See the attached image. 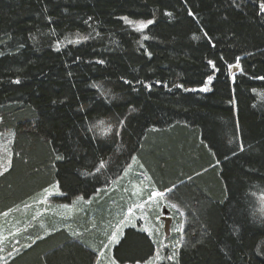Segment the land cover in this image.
<instances>
[{"label":"trees","instance_id":"obj_1","mask_svg":"<svg viewBox=\"0 0 264 264\" xmlns=\"http://www.w3.org/2000/svg\"><path fill=\"white\" fill-rule=\"evenodd\" d=\"M262 6L0 0V133L11 137L0 215L59 190L53 218L12 217L34 227L0 264L151 261L148 234L119 227L126 194L84 204L113 191L133 158L183 214L178 256L158 264H264Z\"/></svg>","mask_w":264,"mask_h":264},{"label":"rangeland","instance_id":"obj_2","mask_svg":"<svg viewBox=\"0 0 264 264\" xmlns=\"http://www.w3.org/2000/svg\"><path fill=\"white\" fill-rule=\"evenodd\" d=\"M236 68L230 69L231 75H233ZM182 136H175L176 140H180ZM10 144L11 137L0 133V175L3 174L9 167L10 163ZM171 158H175L171 155ZM143 159L145 162H149V169L156 173L154 165V157L147 150L143 153ZM152 161V162H151ZM172 160L171 163H173ZM147 167L142 162H138L137 158L131 160L130 165L125 169L123 174L113 182V191L101 194L96 201H90L86 204L89 211H92L94 206L103 204L110 195L126 194L127 200L124 202L126 207H131L122 217L119 227H133L139 230L145 231L152 239L156 246V254L153 259L144 264H158L167 260L166 257L171 255L177 241H182V231H174L175 228L183 226L182 215L178 212L177 208H172L169 201L166 198V192H162L163 196H153V192L159 193L155 183L151 180L152 174L146 169ZM156 176V175H155ZM154 177V176H153ZM152 181V182H151ZM124 189V192L121 191ZM100 191H98L99 193ZM97 193V194H98ZM59 190L57 185H54L48 190H44L39 193L32 201L23 205L18 211L7 212L0 215V257L5 260L7 257L14 255L18 252L21 237H25L30 230H33V222L37 224L43 223V221L53 218L54 214L48 211L47 207L50 205L51 198H57ZM103 195V197H102ZM149 197H152L149 199ZM96 198V197H95ZM94 199V198H93ZM78 202L83 201L81 199H75ZM93 202V203H92ZM78 203H73L70 210H74V206ZM90 206V207H89ZM33 214L31 218L32 223H28L27 226L21 227L13 224L14 216L24 215L23 218ZM26 214V215H25ZM42 221V222H41ZM181 223V224H180ZM36 226V225H35ZM39 226V225H37ZM119 227L115 228V233L120 232ZM120 236L117 234L116 240L109 241L106 245L108 250L111 246L117 243ZM13 247V248H12ZM4 250V255L1 256V251ZM16 250V251H14ZM7 253V254H6ZM11 253V255H9ZM159 257V258H158ZM1 260V262L3 261ZM111 264H114L110 259Z\"/></svg>","mask_w":264,"mask_h":264},{"label":"snow or ice","instance_id":"obj_3","mask_svg":"<svg viewBox=\"0 0 264 264\" xmlns=\"http://www.w3.org/2000/svg\"><path fill=\"white\" fill-rule=\"evenodd\" d=\"M261 10L262 11H264V6H262V8H261ZM189 15H193V13H191V12H189ZM148 23H152V21H148ZM141 27H143V25H141ZM237 59H239V58H237ZM101 63H102V61H101ZM209 63H212V61H209ZM238 66V65H237ZM230 67H231V65H230ZM211 76H209L208 77V80H209V82L211 81ZM17 83L19 82V81H16ZM202 91H207L208 90V86H207V84H205V86H204V88L203 89H201ZM57 159L59 160V159H62V157H60V156H57ZM104 165L103 164H101V167H103ZM169 191H171V190H169ZM153 196H163V193H155V192H153V194H152ZM152 197H149V199H151ZM172 208H176V204H172V205H170ZM181 215H183L182 213H181ZM183 230V226L181 225V226H179V227H177V228H175L174 229V231H177V232H180V231H182ZM116 238H117V234L115 233V232H113L112 233V236L111 237H109V239H110V241H115L116 240ZM181 239H183V237H181ZM179 247H180V241H177L176 242V245L174 246V249H173V252H172V254L171 255H169V256H167L166 257V259L167 260H172V261H175L176 260V258H177V256H178V253H179ZM9 255H11V253H9ZM159 258V257H158Z\"/></svg>","mask_w":264,"mask_h":264},{"label":"bare ground","instance_id":"obj_4","mask_svg":"<svg viewBox=\"0 0 264 264\" xmlns=\"http://www.w3.org/2000/svg\"><path fill=\"white\" fill-rule=\"evenodd\" d=\"M234 68H236V66L235 67H233L232 69H234ZM237 71V68L235 69V71L234 72H236Z\"/></svg>","mask_w":264,"mask_h":264}]
</instances>
